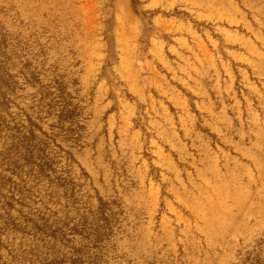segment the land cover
Masks as SVG:
<instances>
[{
    "label": "rangeland",
    "instance_id": "obj_1",
    "mask_svg": "<svg viewBox=\"0 0 264 264\" xmlns=\"http://www.w3.org/2000/svg\"><path fill=\"white\" fill-rule=\"evenodd\" d=\"M29 120L54 171L16 148ZM248 253L264 257V0L0 4V264Z\"/></svg>",
    "mask_w": 264,
    "mask_h": 264
},
{
    "label": "trees",
    "instance_id": "obj_2",
    "mask_svg": "<svg viewBox=\"0 0 264 264\" xmlns=\"http://www.w3.org/2000/svg\"><path fill=\"white\" fill-rule=\"evenodd\" d=\"M34 128L40 130L38 125L29 120L27 134L23 135V141L20 142L22 143L21 146L17 144L16 148L24 150L22 158L25 163L34 164L37 169V173L43 175L45 173H48L49 171L55 170L53 167L54 163L53 159H51L46 153V144L43 142L35 141L37 136L35 135ZM100 202H102V200ZM100 215L102 216L103 213H101ZM262 242L263 241L261 240L259 241V243ZM247 260L250 263L253 262V264H264V257L262 258L260 257V255L252 256V253L247 254L242 264H246Z\"/></svg>",
    "mask_w": 264,
    "mask_h": 264
},
{
    "label": "crops",
    "instance_id": "obj_3",
    "mask_svg": "<svg viewBox=\"0 0 264 264\" xmlns=\"http://www.w3.org/2000/svg\"><path fill=\"white\" fill-rule=\"evenodd\" d=\"M19 0H0V4H4L8 6L9 4H15L18 3ZM199 104L201 105V110L205 112L206 114V120L205 124L208 126L211 130L213 128L217 129L218 131H222V129L225 128L226 123L228 122V114L225 112H221V109L219 108L218 111L216 112L213 100L211 98V95L209 93H203L199 95ZM193 160H196L194 158ZM202 161V163H201ZM199 162L201 163V167L199 168V172L205 171L206 169V164L209 162V157L206 154H203V158L199 157Z\"/></svg>",
    "mask_w": 264,
    "mask_h": 264
}]
</instances>
